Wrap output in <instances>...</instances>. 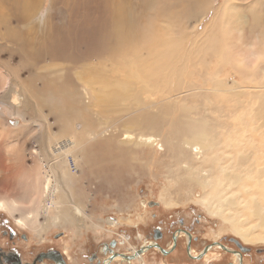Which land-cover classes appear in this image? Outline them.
Segmentation results:
<instances>
[{
  "label": "bare ground",
  "instance_id": "obj_1",
  "mask_svg": "<svg viewBox=\"0 0 264 264\" xmlns=\"http://www.w3.org/2000/svg\"><path fill=\"white\" fill-rule=\"evenodd\" d=\"M42 1L0 0V39L11 43L20 40L22 42V44H19L21 48L30 50L32 49L30 44L34 39L31 33L33 29L37 28V31L33 33H46V35H44V38L40 37V39H34V41L44 43L51 50V54L63 53L67 55L68 59L72 58L69 55H74L69 51L66 52L69 48L65 46L66 44L60 38L59 27H55V22L53 23L50 20L49 13L47 12L40 19L37 16ZM54 1L51 0L50 3L55 4ZM214 1L218 0H90L93 9V12H91L92 26L88 23L81 26L85 30L81 33V36L85 38L88 32L92 33L85 38L89 41L86 50L84 52L79 51L78 56H76L77 59L73 57L76 60L71 63H78V60L83 62L80 65L74 64V68L69 69L70 73L68 69L57 67V69L49 71V75L53 76V80H50L54 83L52 88L46 86L47 80L44 79L45 77L42 79V77L34 78L33 76L32 79H25L20 74L21 68L19 69L17 66L12 68L5 63L7 66L4 65L5 68L2 71L0 70V99L12 104L19 115L21 113L26 118L33 117L36 119L34 124L38 128L39 138L40 133H44L47 143L45 147L43 146L46 166L49 169L56 170V166L59 164L61 169L60 176H55L52 170L48 175L46 171H41L39 166H36L35 169L32 168L33 170L30 172L35 174V189L31 191L33 195L30 199L32 204L36 201L41 205L42 201H46L45 206L42 205L44 206L43 210L58 206L55 215L56 221L63 219L64 215L67 216L68 210L78 212V219L76 218L75 222H81L80 211L85 203L75 197L70 183L74 181L72 175H75V171L82 169V167L87 166L88 172L96 173L93 170L95 165L90 164V160L93 161L91 158L97 152L96 146H103V152L108 151L111 155L112 164L106 163L104 166H107L101 170L104 172L111 169L109 171L111 173L112 167L115 170H120V172L122 168H134L135 166L132 165L134 161L132 162V160L135 154L145 153V151H149L148 162L151 161L158 166V160L169 151L167 147L168 142H170L169 135L172 131L171 127L176 122H179L180 126L174 132L171 140L174 142L172 149L175 151V156L178 157V162L175 166L177 170L174 178L169 180L170 187H175L176 197L179 198L178 196L182 193L187 196L186 199L189 198V195L194 197L195 192L193 193V189L196 187L201 188V197L197 198L196 202L205 209V213L212 216L222 215V205L218 203L220 196L223 199L222 201L228 205L233 203V195H227L231 190L219 191L217 190V188H220L218 185L222 186V183L226 181H229L232 185L239 183L242 180V167L250 169L253 164L244 165L247 157L240 155L238 163L233 167L236 170H230L221 163V159L216 153L224 154L223 146L220 147L219 138L217 137V134L222 132V126H220L222 123H210L207 118L208 110L203 105L209 104L210 98L206 96L225 90L229 93L237 92L241 85L233 84L231 90L228 88L229 86H226L227 83L218 82L215 77L213 86L206 88L210 91L211 94H209L206 89H203V86L200 87L194 81L186 79L190 73H195V70L190 71L186 65H179V61H181L179 49L183 39H177L176 37L178 36L177 33L189 32L193 28V25L188 23L189 20L195 19L197 21L204 16V12L212 6ZM256 1H253L254 6L251 5V9L254 8L253 11L258 14L255 21L245 28L241 25V15L236 14L238 26L234 30L231 27L222 25L214 32L204 34L196 48V52L200 51L199 53H202L201 56L200 54L195 55L197 60H201L207 65L203 56L204 52L209 51L220 54V51L224 52L225 56H228L226 53L231 52L229 57L232 62L239 57L238 62L244 64L245 69H249L260 57H263L264 6ZM74 9H78L77 5ZM74 12V15H79V12ZM223 12L227 18L234 14L233 0L224 1ZM74 15L69 18L71 19L69 20L71 25L78 22ZM32 19H35V22L33 21L35 25L28 27L26 25L27 21H32ZM155 22L158 25L152 29L151 26ZM13 23H15L14 26H11ZM22 26L27 28V32H25L26 40L21 38L23 34L19 29ZM156 30H160L161 35L157 34ZM258 45H261V47L258 48ZM88 52L92 54H88ZM240 52H244V54H240ZM94 53L95 55H93ZM83 56L85 58H82ZM220 56L223 57V54H220ZM1 60L0 58V64L3 63ZM201 73L204 81H206V72L202 71ZM218 73L219 70H216L214 76ZM37 80L40 81V85ZM261 82L264 83V78ZM257 89L260 90L258 92L261 95L264 92L262 91L264 84L258 85ZM153 93L156 94V99L152 98ZM192 98H196L197 101H192ZM213 105L215 112L222 109V106L217 105L216 102H213ZM260 105L259 114L264 119V101ZM43 106L49 108V111L53 113H58L61 119L63 113L68 112L74 114L75 120L79 115L82 116V119L87 114L99 115L96 120L99 121L101 126L98 130H92L94 127L86 129L82 126L84 125L82 121V123H79L76 120L78 126L75 127V130L78 131V135L75 137L74 133L67 132L65 123L60 119L62 125L59 126L57 132H53L46 117L40 113ZM69 108L70 110H68ZM193 109L202 112L200 118L202 123L192 128L189 133H185L188 119L197 122L191 114ZM146 110L152 111L153 117L149 119L148 126L144 127L140 113ZM182 112L184 113L183 116L177 115L170 121L169 130H161L160 127L169 121L168 117L171 113L175 115ZM110 114L114 116L109 117ZM1 120L2 118L0 119V163L5 162V169L9 171L20 164L18 152L23 149L22 144L32 131L28 134L29 128L26 126L18 128L5 127ZM18 135L21 136L17 137ZM18 138L21 139L20 143H17ZM216 145H219L218 150L214 151ZM209 151L212 153L211 156ZM131 152L133 153L130 154ZM154 154H157V156ZM126 156L130 159L128 162L129 167H124L122 164L125 162ZM99 160L102 159L99 157ZM136 162H139V160ZM207 162L209 164L205 165ZM160 163L167 168L173 165L167 161H160ZM98 166L101 167V164H98ZM260 167V170L264 173V165ZM215 169H218L222 175L221 177L213 175ZM25 172L26 170H23L21 175H24ZM41 180L43 184H41ZM232 185L230 187H233ZM238 187L239 185H237ZM249 189L247 187V190ZM29 191L30 189L21 187V196ZM172 192L169 190L165 196L159 198L161 205L167 208L179 206V203L174 204L175 198L172 197ZM250 200L251 206L243 200L241 203L243 206L249 205L248 208L257 216L258 223L251 227L253 229L262 227L264 229V205L260 204L253 195ZM1 210L11 214L20 224L31 221L37 222L35 214L21 211L22 202L20 199L0 197ZM17 211H19L18 217L15 216ZM221 218L227 220L232 229L231 231L237 234L243 242L252 243L261 240L248 237L250 230L240 229L233 220L226 217ZM220 232H222L221 229L218 234ZM218 234L216 233V235Z\"/></svg>",
  "mask_w": 264,
  "mask_h": 264
},
{
  "label": "rangeland",
  "instance_id": "obj_2",
  "mask_svg": "<svg viewBox=\"0 0 264 264\" xmlns=\"http://www.w3.org/2000/svg\"><path fill=\"white\" fill-rule=\"evenodd\" d=\"M50 1L51 0L42 1L38 9L39 14H37V16L40 19L44 17L47 12L49 13L51 17L50 20H52L53 23H56H54L56 28L59 27L61 35H59L60 38L66 44L65 46H68L69 48L66 52L69 51V53L73 54L74 56L68 54L70 57H72L68 59L67 55L63 53L51 54V50L44 43L37 41L38 39H40V37L44 38V35H46V33L35 34L33 33L37 31V28H35L32 30L33 32L31 33V36L32 38L37 40L34 41V39H32V44H30V48L32 49L30 50H24L23 48H21L19 44H22V42L20 40H18L17 42L12 41L11 43L9 41H3L0 39V58L4 63L0 64V70L2 71L5 66H7L5 65V63L9 64L12 68L17 66L19 69L21 68L20 74H22L21 76L23 78L32 79V77L34 76V78L42 77L43 79V77H45L44 79L47 80L46 86L52 88L54 83L50 80H53V76L49 75V71L57 68H64L66 70L68 69L69 72L70 68H74V64L80 65L81 62H83L78 60V63H71L77 59L76 56H78L79 51L84 52V50H86L87 48V44L89 41L85 40V38L89 37L92 32H88V34H86V37L82 38L81 33L85 32V30H83L81 26H84L87 23L91 24L90 26H92L91 12H93V9L91 8L90 0H55V4H51ZM65 1L67 3H64ZM224 1L225 0L214 1L212 6L204 12V16L199 18L197 21L195 19L189 20L188 23L193 25V28H191L189 32L186 31L185 33H177L178 36L176 37L177 39H183L181 41L182 43L179 49V56L181 60L179 61V65H186L187 69L190 71L195 70V73H190V75H188V78L186 79L194 81L200 87L203 86L204 90L213 86L215 77L218 82L227 83L228 85L226 86H229L228 88H230L231 90L233 89V84L241 85V87L237 89V92L229 93L225 90L215 92V94L210 96H206L210 98L209 104L206 103L205 105H203L208 110L207 118L209 119L210 123H222L220 125L222 126V132H219V134H217V137L219 138L218 141L219 145H221L220 147L223 146L224 154L216 153L221 159V163L224 166L230 168V170H236V168L233 167L238 163V158L240 156H246L247 161L244 165L249 166L253 164L250 166V169L242 167V180L239 183L237 182L235 185H232L229 181H226L222 183L223 185L221 184L222 186L218 185V187L220 188H217V190L219 191L226 189H228V191L231 190V192H228L227 195H233L232 204L235 205H228L227 203L222 201L223 199H221L220 196L218 199V203L222 205V215L212 216L209 214V216L204 212L205 209L196 202L197 198L201 197V188L199 189L198 187H196L193 189L194 191L192 190L193 193L195 192L194 197L193 195H189V198L186 199L187 196H185L184 193L178 196L180 199L176 197L177 193L175 191V187H170L169 185V180L173 179L176 173L177 168L175 166L178 162V157L175 156V151L172 149L174 147V142L171 140L174 132L180 126V123L176 122L171 127L172 131L169 135L170 142H168L167 144L169 151L158 160V166L156 165V163H153L151 161L148 162L147 158H149V151H145V153L143 152L135 154V157L132 160V162L134 161L132 165L136 168H122L120 172V170H115L114 167H112L111 173H109L111 169L105 172L101 171L103 167L107 166H104L106 163H109V165H111L112 161L110 152H103V146L97 145L96 150L100 153L98 154L96 152L95 156L91 158L93 159V161L90 160V164L95 165L93 170H95L96 173L93 172V174L92 172H88L87 166L82 167V169L80 168L75 171V175H72L74 181L73 183H70L75 197L80 199L82 203H85L81 208L82 210L80 211V217L82 221L75 222L78 212H73L72 210H68V213L66 212L67 216L64 215L63 219H59L58 221H56L55 215L57 214L58 206H52L50 208H47L46 210H43L46 201H42L41 205L36 201L33 202V204L32 202H30V199L33 195L31 191L35 189V174L31 173L30 171L35 169L36 166H39V169L41 171H46L48 175H50V170H52L55 176H60V165L58 164L56 166V170L52 168L49 169L46 166L43 146L45 147V144L47 143L46 139L44 138V133H40L41 139L39 138L38 128L34 124V120L36 119H34L33 117L26 118V116H23L21 113L19 115V112L15 111L12 104H10L6 100L0 99V119L2 118L1 121L5 127L18 128L21 126H26L29 128L28 134L31 131V134L34 132L32 135L30 134L31 136L29 135L27 139L24 140V143L22 144L23 149L18 152V154L20 155V157H18L20 158V164H17L15 167H13L14 169L11 168V170L8 171L5 169V162L0 163V197L20 199V201L22 202L21 211L23 213L32 212L33 214H35L37 216V222L31 221L25 224H20L17 222L15 217L2 210L0 211V215L7 217L12 223L17 224L20 228H24V230H26L36 242L45 240L49 243L53 242L54 244H56L54 239H56L60 234H64L65 245L67 248H71L77 224L81 223L82 225L87 226L90 223H95L94 220L97 221L98 219H105L107 215H114L115 212H136L128 209L130 207L129 205L132 206L135 205V203H140L141 208L137 212H142V210L144 211L142 203H146L150 200H154L156 202L158 201L161 203L159 198L161 196H165L167 192L171 190L173 191L171 195L173 194L172 197L175 198L174 204L179 203V206L183 208H185L189 204L190 209H187V211L185 212L179 211L178 213L179 215L184 216V219L187 223H189L194 218L199 219L208 217L211 219H216L215 221H211L207 218L208 221L201 223V228L198 227V232H205V230H207L206 227L208 223L209 225H213L214 227H216V225H219L220 228H222L221 230H225V234H235L233 231H231L232 229L230 228L227 220H223L221 218L226 217L229 220H233L234 222H236V225L240 229L245 228L250 230V235L248 237H250L251 239H261L249 243L254 244V247L257 250L264 251V229L262 227H255L254 229L253 227H251L255 226L258 223V219L257 216L248 208L249 205L251 206L250 197L252 195L257 198L260 204L264 205V173L260 170V166L264 165V119L259 114L261 107L260 103L264 101V92H262L264 91V89L261 91V95L259 93L260 90H256L258 85L264 84L261 82L264 78V56L260 57L249 69H245L243 67L244 64L238 62L239 57L237 60L232 62V59L229 57L231 52L228 54L226 53V55L228 56H225L224 52L219 51L220 54H223V57L215 52H204L203 56L205 57L207 65L204 62H201V60H197V57H195L196 54H200V56L202 54L199 53L200 51L196 52V48L198 47L199 42L204 37V34L207 35L211 32H214L222 25L231 27L234 30L238 26L236 14L241 15V25L245 28L249 27V25L253 21H255V17H258V14L253 11L254 8L251 9V5L254 6L253 4H255L253 2L254 0H233L234 14L231 17L227 18L223 12ZM256 2L264 6V0H257ZM76 5L78 9L75 10L74 7ZM74 11L79 12V15H74ZM71 15H74L78 21L76 23L74 22L72 25L69 22V20H71L69 19ZM33 21L35 22V19H32V21H27L26 25L28 27H33L35 25ZM14 24L15 23L11 24V26H14ZM156 25H158L157 22L153 23L151 28L153 29V27ZM19 30L23 34L21 38H24L26 40V26H22ZM66 30L69 31L67 32ZM159 31L156 30V33L161 35V32ZM259 47H261V45H258V48ZM238 50H240V48H238ZM88 54L92 53L88 52ZM240 54H244V52H240ZM93 55H95V53ZM73 57L76 59H74ZM82 58H85V56H83ZM201 70L206 72V81H204L203 79L204 77L201 73ZM216 70H219V73L218 75L214 76ZM37 82L39 85L41 84L39 80H37ZM206 91H208V93L210 92L207 89ZM152 98L156 99L155 93L152 94ZM191 100L197 101L196 98H192ZM213 102H216L217 105L222 106V109L219 112H215V110L213 109ZM68 110H70V108ZM40 113H42V115L46 117L47 122L51 125L50 128L53 132L58 131L59 126L62 125V120L67 127L66 128L63 125L67 129V132L70 134L74 133L75 137L78 135V131L75 130V127L78 126L76 123L77 121L79 123L83 122L82 124H84L85 126H82L86 129H91L94 127L92 130H98L101 126L99 124V121L96 120L97 118H99V115L94 116L92 114H87L83 119L82 116L79 115L76 121L74 114L72 112H68L63 113L61 119L58 113L56 114L55 112L53 113L49 111V108H47L46 106L41 107ZM172 114L173 113H171L168 117L169 121L164 123V125L160 127L162 131H167L170 129V121H172V119L177 115H184L183 112L180 114L177 113L175 115ZM191 114L197 120V122L188 119V125L185 133H189L192 128L202 123V120L200 119L202 115L201 111L193 109L191 111ZM88 115L89 120L91 119L90 121L88 120ZM27 116L29 117V115ZM102 116L105 117L104 115ZM108 116L113 117L114 115L112 116L110 114ZM140 116L142 119V125L144 127H147L149 119L153 117L152 111H143L140 113ZM35 118L37 117L35 116ZM69 126L71 127L69 128ZM19 136L21 135H18L17 137ZM20 142L21 139L18 138L17 143ZM100 142H102V140H100ZM218 146H215L214 151L218 150ZM19 148H21V146H19ZM132 153L133 152H131L130 154ZM211 154L212 153H210L209 155L211 156ZM154 155L157 156V154ZM99 157L102 160H99ZM126 157L124 160L125 162H123L122 164L124 167H129L130 164L128 162L130 159H128V156ZM137 160H139V162H136ZM160 161H167L172 163L173 165L169 168L163 167ZM93 162L96 164H94ZM98 164H101V167H99ZM208 164L209 162H207V164L205 163V165ZM81 165L82 164L80 163V166ZM245 169H248L249 171L247 172ZM23 170H26V172L24 175H21ZM107 173H109L108 176H106ZM213 175H218L220 177L222 176L218 169L214 170ZM52 177L53 176L51 174V178ZM257 177H259L258 179L260 181L257 179ZM41 184H43L42 180ZM231 185L233 187H230ZM237 185H239V187L244 185V188H237ZM21 187H26L28 190L30 189V191L21 196ZM247 187H249L250 189L247 190ZM242 200L249 205L243 206V204L241 203ZM95 205L96 209L94 211ZM118 209L122 210L118 211ZM15 216H19V211L16 212ZM123 218L124 217L119 215V219ZM126 218H130L129 215H126ZM219 230L220 229H218V231ZM210 233L215 237V231H211ZM235 235L237 236V234Z\"/></svg>",
  "mask_w": 264,
  "mask_h": 264
},
{
  "label": "flooded vegetation",
  "instance_id": "obj_3",
  "mask_svg": "<svg viewBox=\"0 0 264 264\" xmlns=\"http://www.w3.org/2000/svg\"><path fill=\"white\" fill-rule=\"evenodd\" d=\"M142 206V212L135 203L128 209L136 212H115L87 226L77 224L71 248L66 247L64 234L54 239L56 244L36 242L24 228L0 215V264H264L263 250L224 229L216 235L222 229L219 225L207 223V230L198 232L208 217L187 223L178 213L190 209L189 204L167 208L150 200Z\"/></svg>",
  "mask_w": 264,
  "mask_h": 264
}]
</instances>
